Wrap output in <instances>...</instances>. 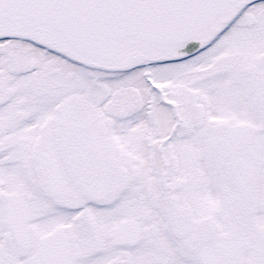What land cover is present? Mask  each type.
I'll return each instance as SVG.
<instances>
[{"label":"snow or ice","instance_id":"obj_1","mask_svg":"<svg viewBox=\"0 0 264 264\" xmlns=\"http://www.w3.org/2000/svg\"><path fill=\"white\" fill-rule=\"evenodd\" d=\"M0 264H264V0H0Z\"/></svg>","mask_w":264,"mask_h":264}]
</instances>
